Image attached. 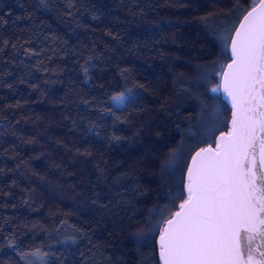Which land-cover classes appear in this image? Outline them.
<instances>
[{
    "label": "trees",
    "instance_id": "1",
    "mask_svg": "<svg viewBox=\"0 0 264 264\" xmlns=\"http://www.w3.org/2000/svg\"><path fill=\"white\" fill-rule=\"evenodd\" d=\"M257 1L0 0V264H158Z\"/></svg>",
    "mask_w": 264,
    "mask_h": 264
},
{
    "label": "snow or ice",
    "instance_id": "2",
    "mask_svg": "<svg viewBox=\"0 0 264 264\" xmlns=\"http://www.w3.org/2000/svg\"><path fill=\"white\" fill-rule=\"evenodd\" d=\"M233 32L224 40L231 63L210 89L231 104V127L191 158L186 198L157 226L162 264H264V0Z\"/></svg>",
    "mask_w": 264,
    "mask_h": 264
},
{
    "label": "water",
    "instance_id": "3",
    "mask_svg": "<svg viewBox=\"0 0 264 264\" xmlns=\"http://www.w3.org/2000/svg\"><path fill=\"white\" fill-rule=\"evenodd\" d=\"M258 3H259V0L257 1V4H258ZM251 10H252V7L246 11L245 15L247 14V12H249V11H251ZM242 18H243V17H242ZM242 18L239 20V22L242 21ZM239 22L237 23V26H236V27H238ZM231 36H234V32L232 33ZM228 63H231V60H230V59H229V61H228L226 64H228ZM221 98H222V100H223L224 102H226V104L229 106V109H230V112H229V113H230V117H229V120H228V123H227V124H228L227 129L224 130V131L219 132V134L217 135V137H216V139H215V141H214L213 144H208L207 146L200 147V148H198L197 151H199L201 148H206V147H208L209 145H211L212 147H215L216 142L218 141L219 135H220L221 133H223V132L229 130L230 127H231V123H230V121H231V116H232V111H233V109L231 108V104L229 103L228 99L223 95V93H221ZM197 151H195V152L190 156V160H189V162H188V164H187V167H186V169H185V170H186L185 175H184V180H185V182H184V186H183V191H185V198H186V185H187V170H188V168L191 166V158L195 155V153H196ZM182 202H183V201H181L180 203H182ZM161 230H162V228H161ZM242 237H243V234H242ZM254 243H255V242H254ZM241 245H242V248L246 245V240H244L243 238H242V240H241ZM156 247H158V250H157L158 264H162L161 258H160V256H159V237H157V240H156Z\"/></svg>",
    "mask_w": 264,
    "mask_h": 264
}]
</instances>
